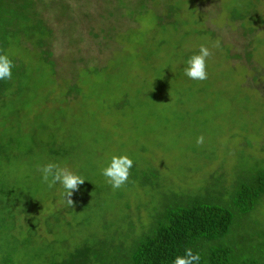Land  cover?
Wrapping results in <instances>:
<instances>
[{
  "label": "rangeland",
  "instance_id": "rangeland-1",
  "mask_svg": "<svg viewBox=\"0 0 264 264\" xmlns=\"http://www.w3.org/2000/svg\"><path fill=\"white\" fill-rule=\"evenodd\" d=\"M64 1L68 9H46L44 13L52 32L50 49L66 83L80 78L81 94L75 93L64 101L65 92L60 88L63 85L52 88L47 76L38 75L39 58L31 57L27 69L32 73V82L42 83L31 89L27 115L21 116L20 133L34 138L28 143L35 148L42 141L50 147L57 144L67 152L66 156L48 158L37 151L32 165L23 168L34 181L25 195H33V189H44L32 197L34 202L55 194L63 196L59 184L54 190L42 182L38 168L50 162L77 172L84 180L90 178L105 189L107 182L101 168L110 163L112 156L126 155L137 168L150 164L163 171L175 189V185L182 186L185 181L181 173L194 181L211 170L210 165L204 170L206 162L199 156L202 149L218 157V166L223 160L228 173L238 165L235 160L245 162L248 153L257 155L260 147L264 150V0H168L179 13L174 16L172 30L164 31H155L153 13L139 11L149 0H125L128 6L136 1L137 5L116 11L111 16L118 19L113 23V38L103 36L101 40L93 39L90 31L102 20L96 17L94 24L89 23L101 12L98 0ZM106 4L102 6L110 11L117 9L116 0ZM234 10L238 13L233 16ZM131 11L133 15L129 17ZM119 12L121 15H116ZM105 13L107 21L110 17ZM208 29L214 32H206ZM72 38L77 41L75 47H69L74 43L68 42ZM157 42H161L159 47ZM252 42L257 66L245 67L230 59L232 52L241 60L245 46ZM201 45L212 52L206 60L207 78L192 80L183 70ZM85 66H96L99 74L86 72ZM145 130L151 132V138L143 134ZM201 135L204 143L197 145L196 139ZM138 182L133 176L120 189L110 187L104 195L106 207H102V212L108 206L112 218L118 214L114 200L120 196L132 206L149 201L151 207L159 194H147V200L139 191L134 196ZM26 206L16 202L13 209L24 212ZM49 207L54 209L53 204ZM94 208L100 209L96 205ZM18 220L23 222L22 218ZM10 228L15 231L14 226ZM56 239L59 242L61 235ZM58 242L52 243L53 250L60 245ZM13 249L18 253L16 260L20 259L22 248ZM50 250L46 253L53 259L49 257L53 254Z\"/></svg>",
  "mask_w": 264,
  "mask_h": 264
},
{
  "label": "trees",
  "instance_id": "trees-1",
  "mask_svg": "<svg viewBox=\"0 0 264 264\" xmlns=\"http://www.w3.org/2000/svg\"><path fill=\"white\" fill-rule=\"evenodd\" d=\"M137 1L128 6L125 0H116L117 9L110 11L102 5L111 4L113 0H98L101 12L97 10L99 16H93L89 23L94 24L96 17L102 23L99 22L93 31L91 29L93 39L113 38V23L118 19L111 16L120 9L137 5ZM55 8L66 10L68 5L64 0H0V54H6L14 64L11 79L0 80V264H172L176 256L184 255L186 248L200 254L199 264H264L262 147L258 156L250 152L244 157L245 162L235 160L238 165L233 168L235 172L230 173L223 168V160L220 159L222 165L218 166L215 163L218 157L210 150L202 149L199 156L206 162L204 170L209 168L208 165L211 170L194 181L181 173L185 181L182 186L175 185V189H172L169 176L154 165L141 168L133 165L128 180L133 176L139 180L133 189L134 196H138V191L146 200L147 194L153 197L158 193L159 196L151 207L149 201L132 206L120 196L114 200L118 214L113 218L108 213V206L106 212H102V207H106L104 195L111 187L106 182L104 189L101 184L86 179L73 192V208L57 194L34 202L32 197L44 189H33V195H25L34 181L23 168L32 165L36 152L42 151L48 158L66 156L67 153L57 144L50 147L48 142L42 141L35 148L28 143L34 138H29L26 132L20 133V120L23 121L22 115H27L31 89L42 83V80L32 82V73L27 69L31 57L39 58L38 75L47 76L52 88L63 85L60 88L65 92L64 101L75 93L81 94L80 78L77 76L72 84L66 83L52 56V32L44 13L46 9L53 12ZM105 11L110 17L107 21ZM139 11L153 13L155 31L172 30L174 16L179 13L168 0L165 4L163 0H149V4H142ZM237 13L238 10H234L233 16ZM132 15L133 11L129 17ZM206 32L214 31L208 29ZM68 42H74L69 47L77 45L73 38ZM157 43L159 47L161 42ZM245 47L240 60L239 55L230 52L232 46H229L230 59H236L245 67L257 66L253 58L255 43ZM88 68L85 66L84 70L99 74L96 66ZM66 85L68 87L64 89ZM13 117L17 118L12 120ZM145 133L150 137L151 132L145 130ZM74 174L78 175L77 172ZM184 186L186 188L182 189ZM16 202H24L27 206L23 209L27 211H15ZM49 204H53L54 209ZM94 205L100 209H95ZM10 226H14L15 231ZM58 235H61L59 242ZM55 242L60 245L53 250L52 243ZM13 246L22 248L20 259L16 260L18 253ZM48 250L53 251L54 255L49 256L53 259L48 258Z\"/></svg>",
  "mask_w": 264,
  "mask_h": 264
},
{
  "label": "clouds",
  "instance_id": "clouds-1",
  "mask_svg": "<svg viewBox=\"0 0 264 264\" xmlns=\"http://www.w3.org/2000/svg\"><path fill=\"white\" fill-rule=\"evenodd\" d=\"M212 55L210 49L201 45L198 54L192 55L186 61L184 74L192 80H204L207 78L206 60ZM13 61L6 55L0 54V80H10L12 77ZM197 145L204 143V137L201 135L196 139ZM133 166V161L126 155L112 156L110 163L101 168V175L113 190L120 189L128 181L130 169ZM41 173L42 182L46 183L49 188L59 184L63 189V200L67 206L73 208L74 202L71 199L73 192L78 190L79 185L84 183V179L67 167H60L55 163H47L38 168ZM201 256L199 253H194L191 248L184 250L183 256H176L172 264H199Z\"/></svg>",
  "mask_w": 264,
  "mask_h": 264
}]
</instances>
